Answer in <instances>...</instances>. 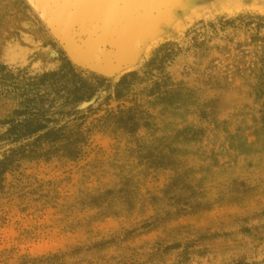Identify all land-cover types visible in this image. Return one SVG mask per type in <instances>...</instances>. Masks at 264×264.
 <instances>
[{"label": "rangeland", "instance_id": "374dc122", "mask_svg": "<svg viewBox=\"0 0 264 264\" xmlns=\"http://www.w3.org/2000/svg\"><path fill=\"white\" fill-rule=\"evenodd\" d=\"M261 2L160 0L121 49L0 0V264H264Z\"/></svg>", "mask_w": 264, "mask_h": 264}, {"label": "bare ground", "instance_id": "6f19581e", "mask_svg": "<svg viewBox=\"0 0 264 264\" xmlns=\"http://www.w3.org/2000/svg\"><path fill=\"white\" fill-rule=\"evenodd\" d=\"M26 1L35 7V9L37 8L38 11L42 12L47 19L57 25H54V27L59 30L62 37L67 36L66 34L64 35L63 32L67 27H70L75 20L100 19L103 26H107L110 29V31H107L105 34L103 33V37L108 38L110 43L116 41L121 49L132 43L138 37L140 32L146 27L151 15L158 9L160 2V0ZM260 1L264 2V0ZM130 37H133L131 42H129ZM73 41L74 40H71V42H69L68 48L70 50L81 51L86 55V58L89 59L95 58L94 52H92L93 46L92 43H90L91 41ZM119 51L120 49L118 52Z\"/></svg>", "mask_w": 264, "mask_h": 264}, {"label": "water", "instance_id": "95a60500", "mask_svg": "<svg viewBox=\"0 0 264 264\" xmlns=\"http://www.w3.org/2000/svg\"><path fill=\"white\" fill-rule=\"evenodd\" d=\"M68 47H69V45H68ZM89 59V58H88Z\"/></svg>", "mask_w": 264, "mask_h": 264}]
</instances>
